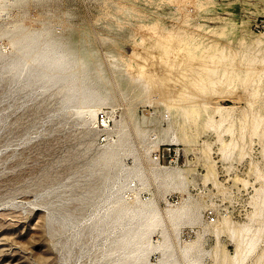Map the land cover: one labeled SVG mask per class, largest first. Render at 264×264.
<instances>
[{
  "label": "rangeland",
  "instance_id": "374dc122",
  "mask_svg": "<svg viewBox=\"0 0 264 264\" xmlns=\"http://www.w3.org/2000/svg\"><path fill=\"white\" fill-rule=\"evenodd\" d=\"M205 1L0 0V61L6 59V48H8L6 44L9 42L13 44L21 36L24 38L35 33L41 34L44 37L40 36L39 40L43 39L40 42L63 52L71 62L79 63L81 60L82 63L80 62L78 65L72 63L74 64V73L77 71L75 77L78 78L76 80L83 81L82 84L85 81L84 85L87 86L92 79L88 86L97 90V94H101L98 95L100 101L92 106L94 112L97 110L94 113L95 118L88 119L85 114L78 115L76 110L60 112L61 96L54 90L36 94L30 98L24 93H9L15 88L8 85L6 80H0V264H64L62 259L63 244L71 238L76 229L82 228L88 222L93 209L89 204L79 200H70L69 208L74 209L79 206L81 209L77 213V222L61 232H50L47 227L49 207L44 204V198L39 194L54 188L57 194L66 198L70 194L84 192L89 182H97L95 177L89 175L88 168L90 169L101 147L110 138H117L112 130H107L108 127H117V131L124 128L130 130L133 142H139L138 144L134 142V144L139 149L137 150L143 164L145 163L143 157L146 154H149L150 158H154L155 147L159 146L162 154L167 152L165 149L168 146H174L173 148L179 152V161L169 162L166 159L160 162L156 161L162 169H166L164 171L171 175L170 181L169 178L159 177L161 180L156 179L147 171L146 182L135 181L136 185L135 182L131 183L133 180L131 179L129 181L130 188L125 193L128 194L133 190L138 194L141 202L152 201L154 206H157L158 209L161 208V211H165L164 208H170L172 205L177 208L183 205L187 208L189 211L187 210L185 221L175 219L177 222L173 220V224L171 219H164L166 223L164 225L170 238L177 235V232L180 234V236L177 235L178 241L175 240V236L173 239L171 238L175 256L178 261L180 260L179 264H198L199 262V264H219L213 255L217 241L210 232L211 224L207 222L208 213L213 212L217 222L228 218L232 219L234 224H248L250 213L253 212L251 201L253 202L255 189L262 185V181L258 180L257 170L264 173V76L261 77L264 75V66H260L264 65L261 60L264 57V51L263 54H253L249 52L250 50H243L240 48L237 38L223 37L218 32L224 26L221 20L224 17L232 19L239 26L243 25V28H237L238 36L241 35L240 31L247 27L246 31H249L248 34L251 36L264 32V30H255L257 24H260L261 21L264 22V0H215L216 7L214 8L204 5ZM32 21L34 23H31ZM28 30L34 31L29 32ZM189 36L193 37L192 40L195 43H201L204 47H208L210 52H212V48H216L214 46L217 43L222 51L216 48V52H214L216 56L213 59L210 58L207 63L210 68L218 66L217 76L220 77L226 71L224 79L233 80V89L227 92L223 90L217 93L212 90L202 91L205 99L198 98L197 102L200 103L196 102V105L202 108V110L200 108L201 116L197 123L185 115V110L191 103L186 100L185 96L180 98L173 95L167 99L152 100L150 92L143 85V79L138 78V71L132 69V72L128 69V59L134 53L142 55L145 53V59L153 61L160 52L165 50L163 45H169L172 48L170 49L173 52L171 59L174 58L176 49L195 50L194 44L182 42L183 39H186L185 37L189 39ZM165 41H168V44H165ZM48 43L50 44L48 45ZM156 45L159 46L158 49L155 47ZM147 51L152 54H148ZM250 53L252 56L255 55L253 58L259 57V60L257 59V63H253L252 70L246 72L250 67L248 61L252 58ZM93 54L94 56L98 54L97 58ZM161 60V58L158 59V64ZM138 61V59L135 60L136 63ZM93 63L95 64L93 65ZM177 65L178 63H172L171 68L174 70ZM80 66H83L82 69ZM243 66L245 67L243 68ZM83 68L87 71V77ZM103 70H105L104 74L101 73ZM142 73H146L145 70H142ZM82 74L84 75L82 76ZM191 75L204 80V82L210 81V77L205 72L199 73V76L198 73L192 72ZM255 79L257 82H253ZM261 79L263 80L261 81ZM98 80L103 81L99 82ZM94 84L95 87H93ZM250 86L253 90L248 88ZM194 89L200 90L195 85ZM255 89L259 92L256 93ZM193 94L196 93L192 92V98H194ZM208 103L212 105L208 106ZM224 106H232L231 114L228 122L219 129V133L217 129H205L207 115L213 114L214 107ZM224 112L226 110H222V113ZM101 116L108 119L109 124L106 127H101L98 124V118ZM142 118L144 119L142 120ZM215 118L219 119V115ZM255 120L260 127L259 131H255L257 135L254 134L255 128L253 129ZM229 126L233 128L232 133L226 134L225 130ZM134 127H139L138 134L135 133ZM232 134L235 136L233 137ZM241 137L245 138L242 140ZM135 138H138L137 141ZM221 140H227L226 142L234 140L239 143V150H235L229 159L223 156L220 151ZM153 145L156 146L153 147ZM205 145L210 148L212 156L208 157L204 154L203 150L207 149ZM242 147L246 148L244 154L247 155H244L246 156L243 157L244 159L240 157ZM124 162L128 166L133 165V159L130 156ZM255 164L258 165L256 166L257 172ZM211 165H215L218 179L227 187L225 194H221L211 185H205L208 167ZM175 174H179L178 178ZM168 181L173 182L168 183ZM59 201V197H54L55 205H59ZM192 205L193 207H191ZM262 217L261 221L264 222V211ZM178 224L184 225L179 228ZM198 232L202 238L199 237ZM262 232L259 233L258 253L250 256L244 264H254L257 256H261V254L264 256V226ZM150 237L155 244L161 242L163 239L161 228L154 230ZM195 243L197 245H194ZM221 243L231 254L235 252V245L228 234L221 237ZM184 248L188 249V256ZM77 252L74 251L71 264L91 263L92 255L90 253L77 257ZM196 253L198 254L196 255ZM198 255L201 256L202 261L199 260ZM159 257L158 251L148 254V259L152 262H157ZM192 257L194 263L190 259ZM185 261L187 262L185 263ZM263 261L264 258L262 264H264Z\"/></svg>",
  "mask_w": 264,
  "mask_h": 264
},
{
  "label": "bare ground",
  "instance_id": "6f19581e",
  "mask_svg": "<svg viewBox=\"0 0 264 264\" xmlns=\"http://www.w3.org/2000/svg\"><path fill=\"white\" fill-rule=\"evenodd\" d=\"M8 3H9V1H8ZM203 4L206 5L207 7H210V8L216 7L215 0H206ZM221 20L224 23V26L218 32L221 36H223V37L232 36L233 38H237L239 46L243 50H245V49L247 51L250 50L249 52H252L253 54L254 53H256V54L262 53L263 54V51H264V32H262L260 34H256L254 36H251L248 34L249 31H246V29L248 27L247 28L245 27L246 29H244V30L242 29L240 31L241 35L238 36L237 35V28H239V27L243 28V25L239 26L238 23H236L232 19L226 18V17L222 18ZM31 23H34V22L32 21ZM27 24H29V23H27ZM30 26H33V25H30ZM30 26H29V28L32 29ZM26 30H24V31H26ZM28 31L30 32L31 30H28ZM33 31H31V32H33ZM29 32H27V33H29ZM37 33H39V32H37ZM26 34H24V35H26ZM30 34H32V33H30ZM40 36H41V34H36V33L32 36H27L24 38L21 36L19 39H16V42H13V44H10V42L8 44H6V45H8V48H6L7 52L5 51L6 52V55H5L6 59H5V61H0V67H1V69H0V80H3V81L6 80L8 85L15 88V90L14 89L10 90L9 93H12V92L24 93L25 96L30 97V98L36 94H43L47 91L54 90L57 92L58 95L61 96L60 108H59L60 112L64 113L67 111L76 110L78 112V115L79 114H81V115L85 114L88 119H94L95 118L94 113H96L97 110H95L96 112H94V109L92 106L94 104L96 105V103H98L100 101L99 96L101 94L100 93H99L100 95L97 94L98 93L97 90L95 91L94 88L92 89L91 87L88 86V85H90V82L92 81V79H91V81H89V84L87 86L84 85V84H86L85 81H84V84H82L83 81H77L76 80V78H78L77 76L75 77V74L77 75V71H76V73H74L75 71H74L73 65L74 64L78 65L80 62L82 63V61L80 60L79 63H77V62L75 63V61L71 62L63 52L52 49L49 46H47L46 43L40 42V40L42 39L41 38L39 40ZM41 37H44V36H41ZM45 37H46V34H45ZM185 38L186 39H183L182 42L194 44L196 46L195 50H191V49L182 50L181 48L178 50L176 49L173 59H171V55H173V52L170 50L172 48L169 45H167V46L163 45L162 47L165 48V50L160 52L158 56L156 55L157 57L153 61H147L145 59V56H144L145 53L143 55L139 54V53H134L130 56L129 59L127 57L126 58L128 59V62H129L128 63V69H130L131 71H132V69L134 71H138V78H140L141 80L143 79V85L150 92L152 100L156 101V100H160L161 98L167 99L173 95L180 97V98H182V96H185L186 100H189L191 102V103H189L190 106L187 107L185 110V115H187L190 119H192L193 122L197 123L198 120L200 119L202 108L198 107L196 105V102H197L198 98L199 99H205L202 91L203 90H212V92L217 93L220 90H223L224 92H227V91L233 89L232 88L233 80L229 81L228 79H226V80L224 79L225 78L224 76H226V74H227L226 71L220 77L217 76L218 66H215V67L212 66L210 68L208 63H207V61L210 58L213 59L216 56L214 54V52H216V48L219 49V45L217 43L214 46L216 48L215 49L212 48V52H210L208 47H204V45H202L201 43L200 44L195 43V41L192 40L193 37L189 36V39H187L188 37H185ZM190 38H191V40H190ZM50 40H51V38H50ZM166 40L169 41V39H166ZM46 41H48V40H46ZM168 41H165V44H168L167 43ZM53 42H54V40H53ZM49 44L50 43H48V45ZM155 47L157 49L159 48L158 45H156ZM222 47H223V45H222ZM219 50L222 51L221 49H219ZM93 53H95V52H93ZM147 53L152 54V52H150V51H147ZM245 54H247V53L245 52ZM93 56H94V54H93ZM96 56H94V57H96ZM222 56H224V55L222 54ZM251 56H252V54H251ZM253 56H255V55H253ZM253 56H252V58L249 59L250 61H248L250 67L247 69L248 71H246V72H249L250 70H252L253 63H257L256 61L259 60L258 59L259 57L256 58L257 57L256 56L255 58H253ZM164 57H166V58H164ZM96 58H95V60H98ZM110 58H108V59H110ZM159 58H161L162 60L158 64ZM137 59L139 61L136 63L135 60H137ZM247 59H248V56H247ZM92 60H93V57H92ZM102 60H100V61H102ZM112 60H114V59H112ZM261 60H263V64H264V57ZM146 61H147V64L145 63ZM240 61H242V60H240ZM72 63H74V64H72ZM101 63H104V62H101ZM172 63H178L177 67L174 68V70L171 68ZM94 64L95 63H93V65ZM95 65L96 66L98 65L97 62ZM246 65H247V63H246ZM260 66H264V65H260ZM82 67L80 66L81 69H82ZM103 67L105 68V66H103ZM244 67L245 66H243V68ZM243 68H241V69H243ZM255 68L257 69V66ZM81 69H79V70H81ZM83 69H85V68H83ZM100 70H102V68ZM142 70H145L146 73H142ZM85 71H86V69H85ZM104 71L105 70H103L101 73H103ZM82 72H84V71L82 70ZM192 72H195L196 74L198 73V76H199V73L205 72V74L210 77V81L204 82V80H200V78L198 79L197 77H193L191 75ZM254 74H253V76H254ZM83 75L84 74H82V76ZM95 75H93V76H95ZM85 76L86 77L88 76L87 71H86ZM262 76H264V75H261V77ZM245 77H248V76H245ZM249 78H250V76H249ZM100 79H101V77H100ZM102 79L106 80L104 77H102ZM109 79H110V77H109ZM79 80H81V78H79ZM96 80H97V78H96ZM262 80L263 79H261V81ZM98 81L101 82L103 80H101V81L98 80ZM106 81H105V83H108ZM108 81H110V80H108ZM255 81H256V79L253 82H255ZM241 83H242V80H241ZM247 83L250 84L249 82H247ZM108 84H105V85H108ZM253 84L255 85V83H253ZM253 84H252V86H253ZM133 85H135V84H133ZM194 85L196 87H198L200 90H195ZM238 85H239V83H238ZM257 85H259V84H257ZM260 85H261V83H260ZM252 86H250L248 88H251ZM93 87H95V84ZM244 87H245V85H244ZM112 88H113V86H112ZM143 90H142V92H143ZM192 92L196 93V94H193L194 98L191 97ZM257 92H259V91L256 90V93ZM107 93H108V91H107ZM252 94H255V93L252 92ZM257 96H258V94H257ZM109 97L111 98V96H109ZM237 97H236V99H237ZM238 99H239V97H238ZM209 101H211V100H209ZM103 102H104V100H103ZM215 102H217V101H215ZM205 103H207L206 100H205ZM104 104H106V103L104 102ZM181 104L183 105V103H181ZM202 104H204V103H202ZM177 105H178V103H177ZM207 105L211 106L212 104L208 103ZM207 105H204V106H207ZM200 108H201V110H200ZM231 108H232V106H224V107H216V108L214 107L213 114L212 115L208 114L206 117V121H205V125H204L205 129H207V130H209L210 128H213L215 130L217 129V131L219 133V131H220L219 129H221L222 126L224 124H226L229 120V117L231 114L230 113ZM222 110H226V112L222 113ZM217 115H219V119L215 118V117H217ZM245 115H247V114L245 113ZM143 119L144 118H142V120ZM260 121H258V122H260ZM150 122H148V124ZM255 122H256V120H255ZM95 123H96V119H95ZM253 123H254V121H253ZM144 124L146 125L147 123L145 122ZM260 124H261V122H260ZM116 126H118V125H116ZM151 127H152V125H151ZM111 128L112 127H108L107 130H112V132L117 135V136H115L117 138H115V137H114L115 139L110 138V140H108L106 142V144L101 147V150L99 151L98 155L96 156L93 163L91 164L90 169L88 168L89 175L92 177H95L96 180H98L97 182L96 181L91 182V183L89 182V184H87V188L84 189V192H81L79 194H73V195L70 194L66 198H63V196L61 194H57V191L54 190V188H51L50 190H46L44 193L40 192V194H39L40 197L44 198V201H43L44 204L47 207H49V213L47 215V227H48L50 232H52V231L61 232L63 230L68 229L70 226L74 225L77 222V218H78L77 213L81 209H79V206H77L74 209L69 208L68 202L70 200H72V199L79 200L82 203L89 204V206H91V208L93 209L92 215L89 217L88 222L85 223L82 226V228L76 229L73 232L71 238H69L68 241L63 244L62 259L64 260V264H71V260L73 258L74 251H78L76 254L77 257H80L81 255L90 253L92 255L90 264H179L180 260L178 261V259L175 256V252H174V249L172 247L171 238L173 239V237L175 236V240L178 241V236H180V234H178V232H177L176 234L178 236L173 234L174 236L170 238L169 234H167V231H166L167 229L165 228V225H164V223H165L164 219L169 218V219H171L172 222L175 219L182 221L186 218L189 210L187 208H185L183 205H180V207L178 206V208L172 205L173 208H171L172 206L169 203V205L171 207L170 208L169 207L164 208L166 210L161 211L160 210L161 208L158 209L157 206H154L152 201L141 202L140 198L138 197V194L135 191L131 190L128 192V194L125 193V191L130 188V185H129L130 182L129 181H131V179H133L131 181V183L132 182L134 183L135 181L145 183L146 179H147V176H146L147 171L150 173V175H152V177H155L156 179L159 177L162 179L163 178H169V181H170L171 175L168 174V172L164 171L166 169H162L160 167L159 163L156 162L155 158H150L148 156L149 154H146L144 157L141 155L143 158H145V160L143 159L145 161V163L143 164L142 160L140 159L141 157L139 155V152H138L139 149L136 148V146L134 144L135 141L133 142L130 130L128 131L126 128H124L123 130L121 129L120 131H117V129H116L117 127L112 128V129ZM138 128L134 127V131L137 134L139 133ZM232 129L233 128L231 126L227 127L225 130L226 134L227 133L231 134ZM253 129H254V134H256L255 131L256 130L259 131V129H260L259 123H257V122L254 123ZM242 130H243V128H242ZM134 131H132V132H134ZM145 132H146V130H145ZM147 133H149V132L147 131ZM137 134H135V135H137ZM153 135H154V133H153ZM243 135H244V133H243ZM243 135H242V137H243ZM186 136H187V134H186ZM234 136L235 135H233V137ZM240 136H241V134H240ZM142 137H144V136L142 135ZM244 138H242V140ZM137 139H136V141H137ZM155 139H156V137H155ZM147 140H148V138H147ZM221 141H222V145L219 143L220 146H222L220 151L223 154V156H225L227 159L232 157V154L235 150H237V151L239 150L238 149L239 143H237L236 141H234V140H232L230 142L229 141L226 142L227 140L226 141L221 140ZM239 141H240V139H239ZM243 142L246 143V141H243ZM138 143H136V144H138ZM154 146H156V145H153V147ZM143 147H145V146L143 145ZM207 147L208 146H206V148ZM159 149H160L159 146L155 147L153 152L157 153L159 151ZM244 149H246V148H243V147L241 148V153H240L241 158L246 157V156H244L246 154V153L244 154ZM203 151H204V154L206 156H208V157H209V155L212 156V154H210V148L204 149ZM140 154H142V153H140ZM129 156L132 157V159H133V165L132 166H128L124 162V160ZM254 166H255V171H256L257 170L256 166H258V165L255 164ZM208 168L209 169H208V173L206 174L205 185H207V186L211 185L212 187L217 189L218 192H220L221 194H225L227 192V187L225 186V184L223 182H221L218 179V173H217V170L215 168V165L214 166L211 165ZM257 171L256 172L258 174V180L262 181V185L256 189L254 187L256 193H255L254 198L251 197V198H253V202L251 201V203H252L251 206L253 207V212L250 213L251 215L249 217V219H250L249 223L245 224V225H239L237 223L234 224L232 219L230 220L228 218L227 219L223 218L222 221L221 220L218 222L216 221V223L211 224L210 226L208 224V226L211 228V230L209 229L210 232L215 236L216 241H217L213 255H214V259L219 264L220 263L221 264H244V263H246V261L249 259L250 256H252V255L254 256L255 253L257 252V246L259 245L258 243L260 240L259 233L262 232V228L264 226V222L261 221L262 220L261 218H263L262 216H263V211H264V173L259 171V169ZM172 174H174V173H172ZM176 175L177 174H175V176ZM178 175L176 178H178ZM180 175H182V174H180ZM169 181H168V183H171L174 180L171 182H169ZM182 181H184V180H182ZM158 182H159V180H158ZM164 182H165V180H164ZM256 182H258V181L256 180ZM135 184H136V182H135ZM244 184H246V183L244 182ZM249 186H247V187H249ZM218 192H216V193H218ZM188 195L191 196L190 194H188ZM54 197L60 198L59 205L54 204V202H53ZM166 205H167V202H166ZM194 205H196V204H194ZM197 205H199V204H197ZM191 207H193V205ZM199 209H200V207H199ZM197 215H198V213H197ZM193 217H195V216H193ZM189 221H190V219H189ZM192 222H194V221H192ZM179 223H181V222H179ZM169 224H170V222H169ZM173 224H174V222H173ZM196 224H198V223H196ZM182 225H184V224H181V225H179L180 227L179 226L178 227L181 228ZM175 226H176V224H175ZM157 228H161L163 239H161L162 241L159 242L158 244H155L152 242L150 235ZM205 228H206V226H205ZM168 229H169V227H168ZM158 231H156V232H158ZM176 231H178V230H176ZM210 232H208V233H210ZM224 234H228L230 236L231 241L235 245V252L233 254H231L229 252V250H227L226 246H224L221 243V237ZM200 236L202 238L201 234L199 235V237ZM263 240H264V238H263ZM193 243H194V241H193ZM174 244H175V241H174ZM187 244H185V246H187ZM189 244H190V241H189ZM197 244H199V243L197 242ZM197 244L195 243L194 245H197ZM175 246H177V245L175 244ZM192 249H194V248H192ZM189 250L191 251V249H189ZM152 251H158L160 253V257H159V260H157V262H152L151 260L149 261V259H148V254ZM185 252H187L186 254L188 256V249ZM191 254H189V255H191ZM197 254L198 253H196V255ZM196 255H195V257H196ZM185 256H183V257H185ZM200 258H201V256H199V260H201ZM256 258L257 259L255 260L254 264H262V260H263L264 256L261 254V256H257ZM190 259L193 260V257ZM186 262L187 261H185V263ZM193 263H194V260H193ZM263 263H264V261H263Z\"/></svg>",
  "mask_w": 264,
  "mask_h": 264
},
{
  "label": "built area",
  "instance_id": "2783aa9c",
  "mask_svg": "<svg viewBox=\"0 0 264 264\" xmlns=\"http://www.w3.org/2000/svg\"><path fill=\"white\" fill-rule=\"evenodd\" d=\"M255 30H264V22L261 21L260 24H257L255 26ZM98 124L101 127H106L109 124L107 117L101 116L100 118H98ZM173 147L174 146H168V148L165 149L167 152H164L163 154L161 153V151L159 149V152L155 153V155H154L155 160L158 162H160L161 160H165V159L168 160L169 162L179 161L180 154ZM216 221H217V219H216L215 214L213 212H209L207 215V222L210 224H214V223H216Z\"/></svg>",
  "mask_w": 264,
  "mask_h": 264
}]
</instances>
